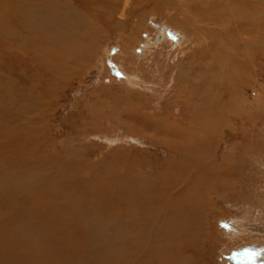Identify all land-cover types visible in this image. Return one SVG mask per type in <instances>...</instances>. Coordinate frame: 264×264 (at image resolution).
<instances>
[{"label":"rangeland","instance_id":"rangeland-1","mask_svg":"<svg viewBox=\"0 0 264 264\" xmlns=\"http://www.w3.org/2000/svg\"><path fill=\"white\" fill-rule=\"evenodd\" d=\"M22 1L25 3L12 11L15 15L12 12L7 14L0 7V139L3 141L1 149L5 150L4 154L9 153V144L22 145L28 122L33 121L40 126L44 115L46 124L41 123L37 136L48 145L52 142L57 154L59 149L68 154L76 153L75 159L78 161H74L88 164L89 167L92 165L90 168L86 166L88 174L92 170L91 177L97 173L94 170L106 167V182L113 189H118L128 175L129 182L149 184L156 180L157 184L163 183V186L168 182L158 177L161 171L168 172L166 177L170 181L181 178L179 184H185L183 193H187L184 197L188 199L183 200L187 201V208L201 206L192 218L195 222L194 234L190 233L192 225L183 226L176 222L171 229V236L176 233L172 236L174 241L166 243L167 239L162 240L159 242L162 244L158 243L153 250H163L160 247L165 243V246L172 244L171 247L180 243V257L176 256L178 261L182 259L181 264H196L195 257H199L200 264H264V1L230 0L231 5H227V0H210L211 3L208 0H192V7H187L191 13L187 11V14L196 18L198 24H188L175 4L180 1L184 7L186 0H59L58 15L75 14L81 22L67 36L63 29L69 24H63L58 15L52 16L53 24L43 23L51 16H44L39 23L38 36L42 39V45L37 48L38 52L47 56L57 51L63 65L60 71L69 70L68 80L67 77L59 78L57 83L49 81L48 78L54 72L42 66L41 61L32 56H35L34 53L24 54V50L9 49L11 41L6 32L13 28L11 21H21L17 15L29 10L27 1ZM89 1L97 6L92 7L91 4L84 9L78 8L83 2ZM50 3L53 4V0ZM115 3L116 12L111 13L109 9ZM0 4L7 6L11 2L0 0ZM46 4L45 0L42 11L38 10L39 14L47 10H44ZM215 5H218L217 12H209ZM243 9L249 10L245 12ZM8 11L11 9L8 8ZM237 11L240 16L235 14ZM249 12L252 15H248ZM83 15L87 17L88 23L82 20ZM198 18L202 22H198ZM40 31L43 34H39ZM52 31H58L56 38L51 34ZM73 71H77L76 76L71 78ZM217 99L218 102H215ZM29 113L34 118H29ZM153 120L162 121L160 127L153 125ZM129 124L142 128L144 136L134 133L133 128L128 127ZM155 135L165 138L166 142L171 140L173 146L178 147L169 148L152 142ZM2 164L0 162V170ZM27 170L22 166L19 172L27 174ZM181 172L182 175H179ZM53 173L57 179L62 177L60 172ZM29 182L25 183L28 185ZM103 183L99 178L92 179V185L99 190L98 194L102 198L105 197L104 192L101 193L105 186ZM194 191L200 193L196 194V198L192 194ZM42 192L36 193L41 195ZM0 206L1 215L8 212L5 206ZM22 213L19 210L18 215ZM101 213H94V217L101 219ZM12 214L10 218L14 216ZM56 215L63 217L57 225L68 230L74 215L51 213L37 215L41 233L51 228ZM116 215L122 219L124 213L117 210ZM16 217L17 212L12 218L15 222ZM112 219L111 214H106L101 224ZM143 220L134 219L132 225ZM93 223L99 222L94 220ZM117 225L114 228L119 229L118 233L104 227L105 231L112 238L123 239L122 226L118 222ZM74 227L79 234L83 233L82 224L75 222ZM180 229L188 233L182 234ZM90 232L101 235L96 228H90ZM41 233L36 235L33 230L24 227H7L0 216V264H43L41 245L33 246L29 241L32 235L39 237ZM169 234L170 231L167 236ZM181 234L186 238L188 234L191 239L184 240ZM192 235L201 239L200 252L198 250L195 253L190 244L197 241ZM177 236L181 237V241H178L180 239ZM54 241H57V237ZM133 243L127 245L126 240L114 245L115 264H157L150 242H144L146 245L143 243L138 252L125 259L124 254L134 248ZM111 256L108 246L103 245L93 254V264H107Z\"/></svg>","mask_w":264,"mask_h":264},{"label":"bare ground","instance_id":"bare-ground-1","mask_svg":"<svg viewBox=\"0 0 264 264\" xmlns=\"http://www.w3.org/2000/svg\"><path fill=\"white\" fill-rule=\"evenodd\" d=\"M25 1H27V3H28L29 10H26L27 12L24 13V14H22V15H17L21 21H18L16 19H15L16 21H11V23L13 25V28H9L8 32H6V35L9 36V40L11 41V43L9 44V47L10 46L11 47L9 49H11V51L12 50L14 51V50H17V49L24 50L25 51L24 54H28L27 52L34 53L36 57L34 55H32V56L34 58L40 60L42 66H46L50 71H53L54 72V73H51L53 76H50L48 78L51 83H57V81L59 82V78H63L64 79V77L65 78L67 77V80H68L69 70H62V71H60L62 69L63 65H62L61 58H60V56H59V54H58L57 51L52 52V53H49L47 56H45L44 54L39 53L38 50H37V48L42 45V43H41L42 42L41 41L42 39L40 40V38L38 36L39 23L43 19L44 16H49V17L51 16V18L43 21L44 24H49L50 25L52 23V16H57L58 15V9H59L60 1L59 0L58 1L57 0H53V4H51L50 3V0H46L47 1V4H46L47 5V8H45L44 10H46V9L47 10L45 12H43L42 14H39L38 13V10H40L42 8V6L45 3V0H25ZM193 1H195V0H193ZM208 1H210V0H208ZM261 1H264V0H261ZM10 2H11V4H8L7 6H5L3 4H0V7L1 8H4L7 14H10L12 11H16L17 8L21 7L25 3V2L23 3L22 0H10ZM191 2H192V0L191 1H187L186 0V2H185L186 3V5H185L186 6V10L184 9L185 6L183 7L181 5V2L180 1H178L177 3H175V2L174 3L177 4V6L179 7V10L181 12V14H183L182 15V18H184L185 21H187L188 24H190L191 22H193L194 24H198L195 17H194L195 19H193L191 16H189L187 14V11H188L187 10V7H192L191 6ZM213 2H215V1H213ZM62 3H64V2H62ZM210 3H211V1H210ZM256 3H257V1H256ZM91 4H93L92 7H96L97 6V5H94L93 1H89L87 3L86 2L85 3L83 2L81 5L78 6V8L81 7V8L84 9V7L90 6ZM226 4L227 5H231V1L230 0H227ZM233 5H234V3H233ZM114 6H116V3L112 6V8L109 9V6L106 8V10H105L106 17H107V11H108V9H109V11L111 13L116 12ZM246 6L248 7V5H246ZM24 7H25V5H24ZM202 7L204 8L203 5H202ZM225 7H227V6H225ZM250 7H251V5H250ZM250 7H249V9H250ZM8 8L11 9V11H8ZM193 8L196 9L197 6H194ZM212 8L213 9L211 11H209V10H207V11H209V12H215L216 11L217 12L218 5H215L214 7L212 6ZM190 9H192V8H189V10ZM172 10H173V8H172ZM235 10H238V9L236 8ZM248 10L245 11V12H248ZM41 11H42V9H41ZM61 11H62V9H61ZM62 12H64V11H62ZM188 12L191 13L190 11H188ZM203 12H204V10H203ZM203 12H202V14H205ZM238 12L239 11L235 12V14L237 13V16L239 15ZM2 13H4V12H2ZM192 13H193V11H192ZM195 13H196V11H195ZM88 14H85V15L88 16ZM247 14L249 15L250 12L247 13ZM259 14H261V13L259 12ZM262 14H264V13H262ZM250 15H252V14H250ZM58 16H60V15H58ZM246 16L247 15H245L244 17L246 18ZM7 17H9V16H7ZM60 17H61L62 21L64 22L63 24H69V27H66V28L63 29V33L66 36L68 34L72 33L73 31H75L77 29L79 23L81 22L80 19L75 14H73V16H60ZM86 18L87 17L84 16V17H82V20H85L86 21ZM200 18H202V17H200ZM200 18H198V22L201 20ZM106 19L108 20V18H106ZM179 19H181V18H179ZM235 19H236V17H235ZM209 20H211V19H209ZM200 22H202V21H200ZM203 23H204V20H203ZM263 23H264V21H263ZM204 24H206V23H204ZM215 24H217V23H215ZM242 24H244V23H242ZM211 26H210V28H211ZM197 27H199V26H197ZM225 27H227V26H225ZM230 27L233 29L232 26H230ZM60 28H61V26H60ZM42 29H43V27H42ZM243 29L244 28H242V30ZM200 30H202V29H200ZM9 32H10V34H9ZM57 32L56 31H52L51 34L56 38L57 37ZM240 32H238V33H240ZM244 32H246V30ZM233 33L235 34V32H233ZM39 34H43V31H40ZM3 35H4V33H3ZM216 35H217V32H216ZM220 36H222V35H220ZM238 36H239V34H238ZM247 37H249V36H247ZM250 37H252V36H250ZM222 38L224 39V37H222ZM235 38L237 40V37H235ZM254 40H255V38H254ZM238 41H239V39H238ZM228 43H229V41H228ZM211 45L214 46V44H211ZM226 45L228 46V44H226ZM250 48H251V46H250ZM203 51H205V50H203ZM26 56H28V55H26ZM252 56H253V54L251 55V57ZM26 59H27V57L24 58V60H26ZM216 59H218V58H216ZM226 59H229V58H226ZM1 61L2 60H0V62ZM235 66H237V65H235ZM222 67H223V65H222ZM201 68L202 67H200L199 69H201ZM195 69L196 68H194V70ZM218 70H219V67H218ZM76 72L77 71H73L70 74L71 78H74V76H76L75 75ZM56 73H59L60 75L59 74H56ZM233 73H234V71H233ZM236 73H237V71H236ZM206 76H208V74ZM196 79L197 78H195V80ZM214 79H215V77H214ZM61 84H63V83H61ZM217 84H219V83H217ZM212 89H214V88L212 87ZM215 89H216V87H215ZM203 91L205 92V90H203ZM218 91L220 93V90H218ZM12 95H13V93H12ZM192 95L193 94H191V97H192ZM194 96H196V94ZM31 101H34V100H31ZM205 101H206V99H205ZM215 102H218V99ZM39 104H41V103H39ZM11 105H13V100H11ZM29 106H30V104H29ZM38 106H36V107H38ZM41 107H43V106H41ZM193 108H195V107H193ZM14 110L16 112V110H17L16 107L14 108ZM124 110H125V108H124ZM46 111H47V109H46ZM38 112L39 111L36 112V115L37 116L39 114ZM198 113H200V112H198ZM203 113H205V112L203 111ZM32 115H33L32 113L30 115H28L29 118H34V117H32ZM141 115H142V113H141ZM130 117H132V116H130ZM139 117H140V115H139ZM140 118L142 119L143 117H140ZM125 119H128V118H125ZM129 120H131V118ZM132 120H134V119H132ZM135 120L139 122L138 119H135ZM143 120H144V118H143ZM43 122L45 123V121H44V115L41 118L40 126H37L36 123L33 122V121L32 122H28L27 123V126L28 127L25 130V133L26 134L24 136L22 145H17L15 143L9 144V146H10L9 149H8L9 153H7L6 155L4 154L5 150L4 149H1L3 147V141L0 139V162L3 163L2 164V168L0 170V178H1V185H0V205L2 204V207L5 206V208H6L5 211H8V212H6L3 215H1V213H0V216L4 220V224L7 227H10V228H15V227L29 228L30 230H33L36 235H39L41 233V231H40V228H39L38 223H37V215H47V214H51V213H56V214H59V215H74L73 216V221L69 224L68 230L67 229L66 230H63V228L61 226L57 225V224H59L62 221L63 217L56 215V219L53 222V224L51 225V228L50 229L45 230L43 233H41V235L39 237H36L35 235H32L29 238V241H30V243L33 246L41 245L40 253H41V257L44 258V263L43 264H93V261H94L93 260V254H95L97 252V250L101 246H103V245L108 246V248H109V250L111 252V255H112L111 256L112 258L109 260V262L107 264H115L114 257L113 256H114L116 250H114L115 249L114 248V245L118 244V242L124 243L127 240V242H128L127 245L131 244V242H134L133 243L134 244V246H133L134 248L129 249L130 247H132V246H130L128 248L129 250L124 254V258L125 259L128 258V257H131V255H134L136 252H138L137 250L140 247H142L145 243L148 244V242H150V244H151L150 246H152V250H153V247H155L162 240H166L167 239L166 243L168 241L169 242L174 241L173 238H172V236H174L176 233L174 232L173 233L174 235L171 236V233H172L171 232V229L174 228L173 227V224L176 223V222H178L179 224L181 223L183 226H185V224H188V226L189 225L190 226L192 225V228L193 229L191 228L192 229V232H190V233L191 234H194L195 222H194V220L192 218H193L194 214L201 208V206L200 205L199 206H196L195 205V207H193V208L191 207L192 209H188L187 208L186 203H185L187 201L185 200V202H184V200H183V198H187V197H184V195L187 194V193L186 192L183 193L185 184L184 185L179 184L180 183L179 181L181 180V178L180 179H176L174 181H170L166 177V175H167L168 172L161 171L159 173L158 177L165 178V180H167V182H168L167 185L165 184L166 186H163L164 185L163 183H161V184L159 183L160 185L157 184L156 183V180L153 181V182H151V183H149V184H144V183L141 184L140 182H136V181L129 182L130 178H129V175H128L127 179L123 180L122 185L118 189L117 188L113 189L106 182V178H107V175H108L107 174L108 173V170H107L106 167H101L102 170H100L98 168L96 169V167H95L96 170L93 169L94 170L93 172H97V173H95L91 177L90 175L92 174V172H91L92 170L90 169L91 170L90 171V174L87 173L89 171V169L86 167V166H88V164H83L82 162L81 163L80 162L78 163V162L74 161V160H77L78 161V159H75L76 158V155H75L76 153H74V154H72V153L71 154H68L64 150H62L63 151L62 152L59 149V154H57L56 153V150L54 149V145L52 144V142H50V145H48V144H46L44 142V140H41L37 136L36 133L39 132L38 129H39V127L40 128L42 127L41 126V123L43 124ZM160 122H162V121H160V120H153V123L152 124L155 125V126L160 127L159 126ZM128 127L130 129L133 128L132 130H133L134 133L136 132L137 134L139 133L140 135H143L144 136V130H142V128L135 127L134 125H131V124H129ZM125 129L128 130L127 128H125ZM166 132L170 133L167 130H166ZM14 133H16V132L14 131ZM17 134L20 135L19 132H17ZM139 134H138V136H139ZM46 137H47V135H46ZM204 138H205V136H204ZM151 141L152 142H155V143H157L158 145H161V146L162 145H166L165 147L169 146V148L170 147H173V148L178 147V146H173V142H171V140H170V142H166L165 138L162 139V138H159L157 136H156L155 140H151ZM70 151H72V150H70ZM75 151H77V150H75ZM129 160H130V158H129ZM140 165H141V163H140ZM22 166H24V167H26V168L29 169V170H27L28 171L27 174H23V173H20L19 172L20 171V168ZM90 167H92V165ZM126 167H127V165H126ZM144 167H146V166H144ZM163 167H165V166H163ZM133 168H135V167H133ZM136 168H138V167H136ZM21 171H25V170H21ZM54 171L60 172L62 174V177L60 179H57L55 177V174L53 173ZM126 172H128V171H126ZM86 175H88L89 177H87ZM174 175H175V173H174ZM179 175H182V172ZM138 176H140V175H138ZM170 177H171V175H170ZM93 178H97V179L99 178V179H101L104 182L103 184L105 186H103L104 188L102 187L103 189L101 188L102 189L101 190V193L104 192V194H105V197L104 198L101 197V194H98L99 190H97L92 185V179ZM160 178H158V179H160ZM62 179L64 180V185L62 184ZM134 179H135V177H134ZM186 179L189 180V178H186ZM160 181H162V180H160ZM25 182H29V184L27 185ZM22 183H24V185H22ZM111 184H113V182H111ZM191 186H192V184H191ZM42 190H45V191L42 192ZM36 192H42V193H41V195H39ZM192 194H193L194 198H196L195 197V196H197L196 194H200V193H197V192L194 191ZM98 200H105L106 202L105 203H99ZM100 202H102V201H100ZM194 204H196V203L194 202ZM95 207H98V209H96ZM19 210H22L23 211V213L21 215H18ZM25 210H27L28 212H26ZM117 210H121L124 213L122 219L116 215V211ZM99 211L102 212L101 215H100L101 219H98V218L94 217V213L99 212ZM16 212H17V217H16L17 218V221L15 222V221L12 220V218L15 217ZM12 213H14V216H12V218H10V215ZM25 214H26V217L24 218V215ZM106 214H111L112 217H113V219L111 220V222H106V223L104 222V224L102 225L101 224V222H103L102 217L105 216ZM137 218L144 219V220L142 222L138 223V224L132 225V221L134 219H137ZM94 220L98 221L99 223L98 224L93 223ZM74 221L77 222V223H80V224H82V226H84L83 227V230H82L83 233L79 234L76 231V229L74 227V223H75ZM117 222L122 226V227H120V226L119 227L122 228L123 237H124L123 239H120L118 237L117 238H112L110 236V233L108 231H105L106 229L104 227H106L108 230H111V231H114V232L118 233L119 232L118 231L119 229L114 228L115 226H118L117 225ZM63 223H64V221H63ZM178 223H177L176 227L178 226ZM180 225H179V227H180ZM90 228H96L101 233V235L100 236H97L94 233L92 234L90 232ZM181 228H182V226H181ZM183 229H180V231L182 232ZM178 230L179 229H177V231ZM189 230H190V227H189ZM124 231H125L126 234H124ZM168 231H170L169 236H167V232ZM180 231H179V233H180ZM184 231L182 232V234L183 233L186 234L187 231L186 230H184ZM115 234H114V236H115ZM182 234H181V237H183ZM16 235H18V234L16 233ZM185 236H187V238L191 239L190 237H188V234L185 235ZM193 236L194 235H192V237ZM56 237H57V241L55 242L54 239ZM177 237L179 238V236H177ZM181 237L179 238L180 240H178V241H181ZM194 237L196 238V236H194ZM174 238H176V237H174ZM184 238H186V237H183V239ZM187 238H186V240H187ZM147 240H148V242H146ZM193 240H194V238H193ZM186 243L187 242H185V246L188 245ZM160 244H162V243H159V245ZM165 244L163 245L164 247L163 246L160 247V249H163V250H159V249H155L154 248L155 250L152 251L154 253L153 255L155 256V258L157 260V264H175V263L181 264L180 262L182 261V259L180 258V261H178L179 258L176 256V255L179 256V246L181 244L179 243V245L176 244V245H174L172 247L170 246L172 244H169V246L171 247L170 249H167V247H169V246H165ZM183 244H184V242H183ZM190 244L194 247V248L193 247L192 248L194 249V252L195 253L202 246L201 239H199V238L197 239V241L195 243H190ZM77 245L80 246V249H79V247ZM156 248H158V247H156ZM164 249H166V250H164ZM193 249L190 248V250H192V251H193ZM180 251H182V249ZM183 251H187V250L184 249ZM141 252H143V251H141ZM199 252H200V250H199ZM180 253L182 254V252H180ZM185 253L186 252H183V254H185ZM153 255H152V260H153ZM186 257H188V256H186ZM177 258H178V260H177ZM183 259H185V258H183ZM194 261H195L196 264H200L201 263L200 260H199V257H198V259L195 257L194 258ZM96 264H104V262H96ZM184 264H185V262H184Z\"/></svg>","mask_w":264,"mask_h":264}]
</instances>
